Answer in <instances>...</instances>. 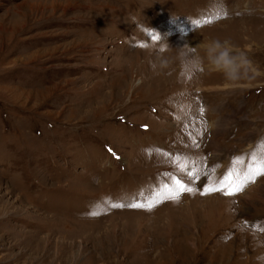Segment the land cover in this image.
<instances>
[{
  "label": "rangeland",
  "instance_id": "1",
  "mask_svg": "<svg viewBox=\"0 0 264 264\" xmlns=\"http://www.w3.org/2000/svg\"><path fill=\"white\" fill-rule=\"evenodd\" d=\"M261 164L264 0H0V264H264Z\"/></svg>",
  "mask_w": 264,
  "mask_h": 264
},
{
  "label": "clouds",
  "instance_id": "2",
  "mask_svg": "<svg viewBox=\"0 0 264 264\" xmlns=\"http://www.w3.org/2000/svg\"><path fill=\"white\" fill-rule=\"evenodd\" d=\"M208 51L213 67L223 71L229 80H239L251 66L246 54L231 47L227 41H213Z\"/></svg>",
  "mask_w": 264,
  "mask_h": 264
},
{
  "label": "snow or ice",
  "instance_id": "3",
  "mask_svg": "<svg viewBox=\"0 0 264 264\" xmlns=\"http://www.w3.org/2000/svg\"><path fill=\"white\" fill-rule=\"evenodd\" d=\"M196 23H199V22L197 21ZM201 111H203V110L201 109ZM189 174L192 175V173H189ZM259 176H264V164H261L255 168H249L248 172H246L244 174L243 178L240 179L239 181H236V182L232 181V172L229 171L225 175V178H224V180H227L228 183H225L224 180H221L219 182L220 187H208V186H206L204 189V192L210 193V192H214V191H223L224 194L227 196H234L237 193L242 192L249 183H254L256 181L257 177H259ZM175 183L177 184L178 187L176 190H169L168 198H170V199H177L181 193H183L185 191L191 192L193 190L191 187H188L187 185L183 184L179 180L175 181ZM158 202H160V201H158ZM114 207H123V205H114ZM129 207L139 208V207H143V205L131 204V205H129ZM147 207L149 209H151L153 207V204L149 203L147 205Z\"/></svg>",
  "mask_w": 264,
  "mask_h": 264
},
{
  "label": "bare ground",
  "instance_id": "4",
  "mask_svg": "<svg viewBox=\"0 0 264 264\" xmlns=\"http://www.w3.org/2000/svg\"><path fill=\"white\" fill-rule=\"evenodd\" d=\"M210 66H213V65H210ZM215 72H217V71H215ZM201 87V86H200Z\"/></svg>",
  "mask_w": 264,
  "mask_h": 264
}]
</instances>
